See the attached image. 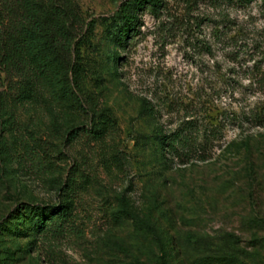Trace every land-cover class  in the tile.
Returning a JSON list of instances; mask_svg holds the SVG:
<instances>
[{"label":"rangeland","instance_id":"1","mask_svg":"<svg viewBox=\"0 0 264 264\" xmlns=\"http://www.w3.org/2000/svg\"><path fill=\"white\" fill-rule=\"evenodd\" d=\"M73 1L70 98L0 100V264H160L161 248L168 264H264L263 0H161L122 45L135 0ZM104 111L116 127L96 141ZM187 123L204 151L182 164L155 134ZM66 202L61 231L13 233L20 211ZM124 202L157 238L120 220Z\"/></svg>","mask_w":264,"mask_h":264},{"label":"trees","instance_id":"2","mask_svg":"<svg viewBox=\"0 0 264 264\" xmlns=\"http://www.w3.org/2000/svg\"><path fill=\"white\" fill-rule=\"evenodd\" d=\"M162 4L161 0H135L132 5H123L117 15L120 24L115 32L116 43L122 45L131 33L138 31L140 11H158ZM81 25L80 9L73 0H0V86L6 88L0 100L22 106L43 99L44 94L55 97L62 92L70 98L69 75L79 72L72 62L71 46ZM187 124L170 135L161 129L155 134L158 146L182 164L204 151V144L199 143L200 131L192 123ZM90 125L89 130L98 141L114 130L116 120L104 111L94 113ZM215 132L219 133L215 130L210 134ZM71 209L70 202L26 208L11 218L15 224L13 233L21 237L23 231L33 235L61 231ZM117 214L120 220H132L137 229L158 237L153 225L126 202ZM160 261L168 264L163 248ZM215 264L224 263L216 260Z\"/></svg>","mask_w":264,"mask_h":264}]
</instances>
